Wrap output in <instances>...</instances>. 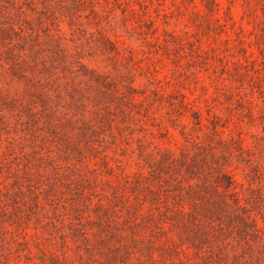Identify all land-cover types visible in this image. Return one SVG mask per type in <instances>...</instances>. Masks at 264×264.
I'll return each instance as SVG.
<instances>
[{
  "label": "rangeland",
  "instance_id": "obj_1",
  "mask_svg": "<svg viewBox=\"0 0 264 264\" xmlns=\"http://www.w3.org/2000/svg\"><path fill=\"white\" fill-rule=\"evenodd\" d=\"M0 264H264V0H0Z\"/></svg>",
  "mask_w": 264,
  "mask_h": 264
}]
</instances>
